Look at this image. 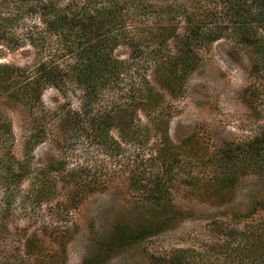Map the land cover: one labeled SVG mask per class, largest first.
Here are the masks:
<instances>
[{"label":"trees","instance_id":"1","mask_svg":"<svg viewBox=\"0 0 264 264\" xmlns=\"http://www.w3.org/2000/svg\"><path fill=\"white\" fill-rule=\"evenodd\" d=\"M224 37L250 48L251 72H263L264 0H185L160 6L145 0H71L64 4L60 0H0V44L16 50L28 41L33 48L49 53V58L39 59L29 70L0 63V183L19 186L31 174L26 158L17 160L11 153L12 123L1 105L12 101L32 110L41 102L45 88L55 87L66 94L69 84H74L81 91L87 122L79 113L67 111L57 119V132L76 131L85 124L98 130V136L110 138L117 148L121 142L136 145L157 136L155 160L161 168L157 179L149 184L140 179L144 173L130 171V188L145 194L139 203L140 214L117 219L83 264H105L118 250L174 228L176 210L165 194L181 172L179 157L188 152L186 143L182 147L171 142L163 92L180 95L199 64L198 46ZM120 45L129 49L127 58L115 55ZM62 57L66 61L56 62ZM104 99L108 109H100ZM140 113L148 119L144 125L136 118ZM34 119L38 122L25 143V156L47 135L45 124L42 128L38 118ZM206 161L213 172L201 182L204 187L198 183L201 176L192 169L183 171L186 176L180 181L188 189H202L211 204H223L224 197L234 195L243 172L263 174L264 132L248 142H225ZM65 170L62 159L37 169L30 189L38 203L52 200L58 192V181L64 178L62 187L68 186L60 202L64 211L75 209L102 187L96 180L80 178L75 169ZM250 205L244 214L232 213L238 218L250 217L264 201L254 199ZM65 234L54 236L59 249L50 254L44 251L43 237L31 234L25 241L26 260L19 264H65ZM216 247L221 250L216 251V259L196 260L189 249L180 248L166 258H153L151 263L264 264V223L230 229Z\"/></svg>","mask_w":264,"mask_h":264},{"label":"rangeland","instance_id":"2","mask_svg":"<svg viewBox=\"0 0 264 264\" xmlns=\"http://www.w3.org/2000/svg\"><path fill=\"white\" fill-rule=\"evenodd\" d=\"M68 1L71 0H60V3ZM145 1L160 6L185 0ZM114 52L122 58L129 55L125 45ZM48 54L33 48L28 41L16 50L0 44V63H12L28 70L33 69L39 59L49 58ZM198 54L199 64L187 78L182 93L171 96L163 92L171 142L182 147L186 143L188 152L179 157L181 172L175 185L165 194L173 209L178 211L173 213L174 228L137 246L118 250L105 264H153V258H166L180 248L189 249L196 260L216 259V251H221L216 244L223 242L230 229H248L264 223V205L250 217L238 218L232 213L244 214L254 199L264 201V172L261 175L252 170L243 172L234 195L224 197V203L216 205L210 203L202 189L196 191L193 186H190L192 190L188 189L189 186L180 181L185 175L183 171L192 169L201 176L198 183L204 187L203 181L213 172V166L206 161L208 156L225 142H248L264 132V71L251 72L250 48L224 37L199 45ZM63 60L66 61L62 57L56 62ZM147 74L154 83L151 72ZM69 86L66 94L55 87L45 88L41 102L32 110L12 101H4L1 105L12 123L11 153L17 160L26 158L31 174L19 186L0 183V226L3 229L0 232V264H19L26 260L25 241L33 233L43 237L44 251L53 253L59 249L54 236L65 231V264H83L117 219L137 218L140 214L139 203L145 194L130 188V171L144 173L140 179L149 184L157 179L156 174L161 170L155 160L159 145L157 136L136 145L121 142L117 148L110 138L100 137L98 130L87 128L81 91L74 84ZM106 101H102L100 109H108ZM67 111L79 113L85 128L57 132V119ZM35 117L42 128L45 124L47 135L25 156V143L37 126ZM136 118L142 125L148 120L143 113ZM111 132L117 139L115 131ZM56 159L66 162V170L75 169L80 178L96 180L102 187L87 195L75 209L64 211L60 203L68 192V186L62 187L64 178L58 181V192L52 200L38 203L30 189L35 173ZM55 175L61 177L58 173Z\"/></svg>","mask_w":264,"mask_h":264}]
</instances>
